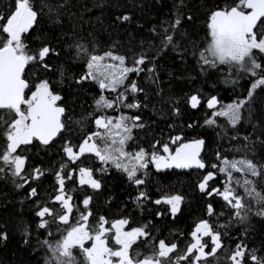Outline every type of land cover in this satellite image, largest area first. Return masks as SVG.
Returning a JSON list of instances; mask_svg holds the SVG:
<instances>
[{"label": "trees", "instance_id": "16d2710c", "mask_svg": "<svg viewBox=\"0 0 264 264\" xmlns=\"http://www.w3.org/2000/svg\"><path fill=\"white\" fill-rule=\"evenodd\" d=\"M38 11V23L24 35V43L30 52L44 45L53 51L45 57L44 63L49 69L42 71L39 64H32L25 69V79L30 84L39 79H48L53 91L60 95L65 106L63 121L65 128L49 145L38 140L22 146L17 154L28 157L23 175L28 176L33 168H40L44 174L39 180L29 179V183L18 187L23 181L12 176L11 169L0 161V233H6L7 239L0 237V264H55L51 252L43 241L55 243L66 234L68 224L49 219L46 229L37 227L39 218L37 203L52 205L58 184L55 172L61 162L67 163V170L76 168L74 181H65V191L72 195L74 211L71 224L76 223L81 212L85 211L82 201L85 195L92 197L89 209V225L96 223V218L105 216L109 221L128 218L131 227L148 225L150 237L141 238L130 255L137 252L141 256L151 253L150 245L158 244L160 239L166 243H176L177 251L172 260L185 252L192 241L190 233L201 220H208L215 230L222 235V249L215 255H209L204 264H232L228 254L237 244L246 246L245 264H255L250 258L254 254L264 260V202L255 196H249L244 190L243 181L252 182L256 192L264 196V172L253 176L245 175L240 184H232L236 193L243 199L245 208L237 217L235 210L222 200V197H208L201 192L198 183L205 169H180L172 167L157 170L150 164L146 175L138 173L144 184L139 188L127 179L125 173L115 167L107 166L106 172L99 169L106 167L94 154L81 158L82 166L94 169V178L100 180L101 188L92 189L89 185L81 186L78 180V166L68 162L62 145L70 141L78 145L83 137L96 129L94 117L100 115L140 116L143 127L134 128L132 139L127 142L129 152H136L140 147L151 152L156 144V151L163 152L162 146L168 143L171 151L178 144L171 143V137L180 135L183 142L193 139L204 140L201 160L208 170L211 165L222 166L223 159L228 161L249 160L264 170V89L258 88L251 101L246 102L240 112L241 119L235 124L224 116H213L217 109L207 107V99L216 96L222 106L245 99L250 87L251 77L237 76L230 73L228 66L219 70L201 71L200 53L210 41L209 18L217 7L234 5L236 0H31ZM14 0H0V14H6ZM128 19L124 20L123 17ZM179 18L181 23L173 30L172 25ZM264 29V25H261ZM173 37L171 44L165 46L166 36ZM0 39L6 34L0 33ZM83 49V51H81ZM125 57V66L132 67L134 60L144 54L148 59L144 71L129 73V80L135 81L142 89L135 94L140 103L138 109L115 107L98 110L96 100L101 95L109 99L123 91L124 86L112 92L101 90L96 80L81 81L87 69L90 54L104 55L106 52ZM149 68H154L152 73ZM61 70L63 76H61ZM237 80V83H226ZM128 81H125V85ZM30 95V93H28ZM191 95H198L200 104L193 109L189 102ZM128 103L133 96L128 94ZM177 110H179L177 112ZM11 114L0 110V124L9 120ZM213 119L215 123L205 121ZM191 124L193 127L189 128ZM4 131L0 127V133ZM159 142V143H157ZM6 139L0 135V151L4 149ZM219 154V157L218 155ZM234 177V176H233ZM227 177L217 172L213 187H222ZM31 188L37 189V196L30 195ZM74 189V191H73ZM139 191L147 192L148 199L139 205L136 196ZM184 197L181 211L172 217L169 205L155 201L170 196ZM211 203L215 214L209 216L207 205ZM163 215L157 216V213ZM143 241V242H142ZM112 246V244L110 243ZM210 245V244H209ZM206 252H210V247ZM74 264H87L86 257L79 248L73 250ZM181 264H187L182 261Z\"/></svg>", "mask_w": 264, "mask_h": 264}, {"label": "snow or ice", "instance_id": "6c2138e0", "mask_svg": "<svg viewBox=\"0 0 264 264\" xmlns=\"http://www.w3.org/2000/svg\"><path fill=\"white\" fill-rule=\"evenodd\" d=\"M38 16L39 13L31 0H14L8 12L0 14V33L6 34V39H0V110H6L11 114L9 120L0 124V127L4 128L0 135L6 139V145L0 151V161L11 169L12 176L19 177L23 181L22 184L17 185L18 187L29 183V179L39 180L44 174L42 169L33 168L28 176L23 175L28 157L17 154L18 149L32 144L34 139L47 146L66 126L61 119L65 114V108L57 105L61 97L53 91L50 81L39 79L38 82L30 84L25 79V69L29 65L39 64L42 71H47L49 66L44 63V60L53 51L49 46L44 45L30 52L24 43L23 34L28 33L33 25L38 23ZM123 19L127 20L128 17L125 16ZM180 23L181 20L177 18L172 25L173 30ZM261 25H264V0H236L234 5L222 8L218 6L210 14L208 24L210 41L200 53L201 71L219 70L221 66H228L230 73L252 78L245 99L228 104L219 112L213 113V116L228 117L233 126L241 119V109L246 102L251 101L255 91L258 88L264 89V29H261ZM172 39L171 35L166 36L165 46L171 44ZM105 59L118 61V63L103 64ZM147 59L144 54H141L134 60L132 67H127L125 57L115 55L111 51L104 53L103 56L90 54L87 59L88 71L77 83L88 79L96 80L101 90L110 89L112 92H117L118 88L124 86V90L117 92L113 99L101 95L96 100L98 110L103 111L120 106L138 109L141 105L135 100V94L142 89L137 87L135 81L129 80V73L139 74L144 71L141 65H144ZM154 71V68L148 69L149 73ZM60 74L63 76L62 70ZM125 81H128L127 85ZM225 82L235 84L237 80L226 79ZM129 93L133 96L131 103L127 102ZM189 102L195 109L200 104V98L198 95H191ZM218 103L216 96L207 99L209 109L215 108ZM94 122L98 130L83 137L78 145H73L70 141L62 145L68 162L78 166L79 184L89 185L94 190L101 188V182L94 178L92 167L82 166L81 158L87 159L85 154L88 153L94 154L106 166L99 169L100 172H106L107 166L111 165L125 173L127 179L137 188L144 184V180L139 178L138 173L143 171L146 175L150 164L155 165L157 170L173 166L180 169L195 167L206 170V175H203L198 183L199 190L208 197L214 194L222 197L229 210H235L236 216L240 217L245 205L242 197L232 187L233 183L240 184L239 180H234L233 172H241L245 175L250 173L253 176L264 172L252 161H228L226 158L223 159L222 166L213 164L211 165L213 170H208L206 164L200 159L204 140L193 139L183 142V137L180 135L170 138L172 144H178L174 152L170 150L168 143L163 144L162 150L166 155L155 150L156 144L152 145L151 152L140 147L138 151L129 153L125 151V145L132 139L133 129L144 126L140 116H128L122 113L113 118L100 115L94 117ZM205 122L215 123L213 119ZM188 127L191 128L193 125L189 124ZM97 140L103 141V146ZM217 155L219 157V154ZM67 168L68 164L61 162L59 170L55 172L58 188L51 204H59V208L37 203L36 216L40 221L37 227L40 229H46L49 226V219L46 217L51 218L53 222L58 220L63 224L69 223L74 204L72 195L65 191V181H74L76 168L72 170ZM4 170L0 167V172ZM217 172L226 174L227 181L222 187H213L210 183L215 181ZM251 184L252 182L248 179L243 181L247 195L255 196L258 201L264 202V196L256 192L255 187L250 188ZM30 195L37 196V189L31 188ZM135 199L139 205L143 200L148 199L147 192L139 191ZM183 199L184 197L178 194L170 195L163 200H156L155 204L169 205L170 213L175 218L181 211ZM91 201L92 197L85 195L82 201L85 211L81 212L79 220L75 226L66 231V235L55 243L49 240L43 241L48 246L55 264H74L73 250L75 248L82 251L87 264H181L182 261H186L187 264H204L209 255H215L223 247V234L215 230L208 220L201 219L190 233L192 241L187 245L185 252L177 255L174 261L172 254L176 253L177 244L166 243L164 239H160L158 244L150 245V254L141 256V253L137 252L135 256L130 255V249L138 240L150 237L148 225L131 227L128 218L109 221L103 215L96 218L94 225H89V217L92 216L89 209ZM207 213L209 216L215 214L211 203L207 205ZM156 215L163 214L158 212ZM0 237L7 239V234L0 233ZM205 237L210 238V245L204 240ZM86 241L91 242V247H85ZM208 247L210 252L205 251ZM246 255H249L246 246L237 244L235 250L228 254V259L232 264H245ZM250 258L255 264H264V260L258 259L254 252L250 254Z\"/></svg>", "mask_w": 264, "mask_h": 264}, {"label": "rangeland", "instance_id": "374dc122", "mask_svg": "<svg viewBox=\"0 0 264 264\" xmlns=\"http://www.w3.org/2000/svg\"><path fill=\"white\" fill-rule=\"evenodd\" d=\"M209 34H210V30H209ZM101 56H103V55H101ZM103 64H111V63H118V61H112V60H109V59H105L103 62H102ZM101 71H106V69H101ZM228 104H232V103H228ZM228 104H225V105H222V106H218V104L216 105V110H215V112H219L223 107H225L226 105H228ZM106 116H110V117H113V118H115V117H118V116H120V115H118V114H116V115H106ZM224 117H226V116H224ZM228 118V117H227ZM229 119V118H228ZM98 129H97V127H96V129H95V131H93V132H96ZM92 132V133H93ZM97 142L98 143H100L101 144V146H103V141H100V140H97ZM127 144L125 145V151H127V152H129L128 150H126L127 148ZM170 148V150H171V147H169ZM129 153H132V152H129ZM160 154H162V155H166V154H164L163 152H161ZM233 178H234V180H239V181H242V179L241 178H243V176H242V173L241 172H233ZM78 180H79V172H78ZM169 208H170V206H169ZM80 217V216H79ZM79 217L78 218H76L77 219V221L79 220ZM75 224L76 223H72V224H70V225H68V227H67V230L70 228V227H72V226H75ZM66 235V234H65ZM109 246L111 247V245L109 244ZM85 247H91V242H89V241H86L85 242Z\"/></svg>", "mask_w": 264, "mask_h": 264}, {"label": "water", "instance_id": "95a60500", "mask_svg": "<svg viewBox=\"0 0 264 264\" xmlns=\"http://www.w3.org/2000/svg\"><path fill=\"white\" fill-rule=\"evenodd\" d=\"M57 105L60 106V107H64V108H65V106L61 103V100H60V101H57ZM65 111H66V109H65ZM63 116H64V115H63ZM63 116L61 117L62 121H63ZM63 130H64V129H63ZM63 130H62V131H63ZM59 134H60V133H58L57 136H58ZM57 136H56L54 139H56ZM34 140H36V139H34ZM50 143H51V142H50ZM203 151H204V144H203L202 147H201L200 157H201ZM200 159H201V158H200ZM193 168H194V167H193ZM162 169H165V168H162ZM187 169H191V168H187Z\"/></svg>", "mask_w": 264, "mask_h": 264}, {"label": "flooded vegetation", "instance_id": "af4514ba", "mask_svg": "<svg viewBox=\"0 0 264 264\" xmlns=\"http://www.w3.org/2000/svg\"><path fill=\"white\" fill-rule=\"evenodd\" d=\"M34 141V140H33ZM33 143V142H32ZM89 154V153H88ZM86 155V154H85ZM174 167V166H173ZM172 168V167H171ZM166 169H169V168H165V169H159V170H166ZM73 211H74V208H73ZM72 216H73V213L71 214V216H70V220H69V223H68V225H70L71 224V218H72ZM126 230H127V228H126ZM204 240L208 243V244H211V241H210V238L209 237H205L204 238ZM205 251H207V248L205 249ZM130 253H131V251H130Z\"/></svg>", "mask_w": 264, "mask_h": 264}]
</instances>
